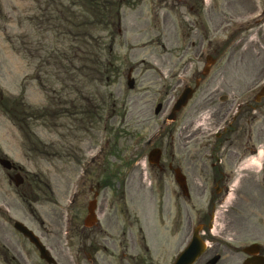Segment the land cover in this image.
<instances>
[{
	"label": "rangeland",
	"instance_id": "obj_1",
	"mask_svg": "<svg viewBox=\"0 0 264 264\" xmlns=\"http://www.w3.org/2000/svg\"><path fill=\"white\" fill-rule=\"evenodd\" d=\"M88 1L0 0V158L21 167L25 178L16 187V171L0 164V264H46L14 229V221L32 229L59 264H74L77 254L81 264H90L94 251L81 238L88 230L84 221L92 188L99 192V223L113 225L110 235L117 239L114 249L99 252L102 261L135 264L131 257L122 260L118 226H134L127 231L132 233L155 226L171 236L157 252L162 264H169L164 258L169 249L174 255L180 249L182 198L172 194V214L153 220L148 154L158 147L162 161L172 160L174 152L176 161L195 163L199 157L185 159L187 150L202 152L206 160L214 138L185 141L190 116L200 104L197 94L172 125L165 121L170 106L159 114L157 106L181 92L178 82L194 86L190 77L204 66L191 46L201 34L194 22L203 20L212 36L218 17L230 20L254 10L252 0H201L203 9L200 0H189L191 8L172 10L174 20L167 16L171 0H119L120 27L106 28L102 20L94 23ZM183 29L191 31L190 39ZM228 34L224 29L215 37L223 41ZM187 45L189 53L181 57ZM252 52H242V59L253 61ZM228 55L229 50L211 71L225 66ZM130 68L133 89L127 85ZM203 118L195 126L198 134L208 126L198 125Z\"/></svg>",
	"mask_w": 264,
	"mask_h": 264
},
{
	"label": "flooded vegetation",
	"instance_id": "obj_2",
	"mask_svg": "<svg viewBox=\"0 0 264 264\" xmlns=\"http://www.w3.org/2000/svg\"><path fill=\"white\" fill-rule=\"evenodd\" d=\"M252 1V12L233 16L230 21L221 16L215 19V34L221 33L223 27L231 26L227 63L211 71L225 54L222 43L214 41L210 43L212 56L209 57L214 61L213 66L207 76L196 74L200 85L193 98H200V104L195 105L190 116L185 141L188 144L203 143L211 139L213 132L210 156L201 160L204 157L202 152L192 153L188 149L185 159L199 157V161H176L173 152L172 160L160 161L150 167V190L155 201L153 220L159 214L166 217L172 214L168 201L175 193L182 198V206L179 203L177 211L183 222L182 231H178L177 246L180 248L190 242L192 226H199L202 238L208 243L207 250L195 264H243L247 260L264 264V2L262 12L258 13L262 18L258 27H246L238 22L258 11L260 0ZM186 3L185 0H172L174 7ZM190 34L189 29L185 31V38L190 39ZM204 44L205 36L201 34L198 45L193 42L195 52L201 53ZM189 47L182 49L181 57L189 53ZM246 50L255 51L252 52L253 61H246L245 56L242 59L241 53ZM242 62L247 63L246 66L240 65ZM203 103L206 104L200 106ZM201 118L198 125L208 126L204 133L198 134L195 126ZM175 169L186 177V192L181 191L175 180ZM157 203L159 209L156 208ZM110 226L104 227L99 223L86 226V236L81 240L94 251L87 260L90 264H106L100 259L99 252L115 248L117 239L110 235L114 231L113 225ZM134 228L118 226L122 260L131 257L135 264H162L157 252L171 236L168 238L155 226L149 231L139 226L138 231L132 233ZM164 258L170 262L173 260L172 248Z\"/></svg>",
	"mask_w": 264,
	"mask_h": 264
},
{
	"label": "water",
	"instance_id": "obj_3",
	"mask_svg": "<svg viewBox=\"0 0 264 264\" xmlns=\"http://www.w3.org/2000/svg\"><path fill=\"white\" fill-rule=\"evenodd\" d=\"M129 85H130V87H133L134 86V81L130 80ZM190 94H191V92L189 90L186 93V95L183 97V99H181L177 109L182 108L186 104ZM160 154H161V152L158 149L152 151L151 154H150V158H149L150 162L159 160ZM0 163L7 169H12L13 168L12 162L10 160H8V159H1ZM15 183H16L17 186H19L21 183H23V178L21 177V175L17 174L15 176ZM181 184H182V182H181ZM93 209H94V203H91L90 206H89V211L91 212V215H93ZM91 215L89 216V218H91ZM15 228L30 239V241L39 249L42 258L47 260L49 263H51V262L55 263V260L49 255V253L46 250L45 246L41 243V241L33 233V231H31L26 225H24L21 222H16L15 223ZM202 249H203L202 242L200 240H198V239H194L192 244L181 255L180 259L175 264H192L193 261L195 260V258H197V256L199 255V253L201 252Z\"/></svg>",
	"mask_w": 264,
	"mask_h": 264
},
{
	"label": "trees",
	"instance_id": "obj_4",
	"mask_svg": "<svg viewBox=\"0 0 264 264\" xmlns=\"http://www.w3.org/2000/svg\"><path fill=\"white\" fill-rule=\"evenodd\" d=\"M100 2H104V0H94V4L96 6H98ZM105 10H106V8H104V9H97V12L95 13V19L96 20L97 19H103V18L104 19L105 18H110V19L111 18H114L116 20L119 19L118 7H115V6L110 5L108 7V13L107 14H105V12H104Z\"/></svg>",
	"mask_w": 264,
	"mask_h": 264
}]
</instances>
